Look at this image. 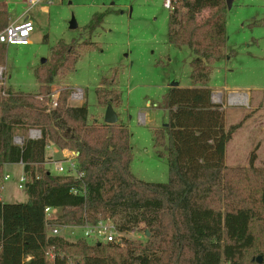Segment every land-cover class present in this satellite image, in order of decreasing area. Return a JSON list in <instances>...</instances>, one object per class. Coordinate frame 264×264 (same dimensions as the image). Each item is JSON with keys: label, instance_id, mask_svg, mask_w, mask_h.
<instances>
[{"label": "trees", "instance_id": "obj_1", "mask_svg": "<svg viewBox=\"0 0 264 264\" xmlns=\"http://www.w3.org/2000/svg\"><path fill=\"white\" fill-rule=\"evenodd\" d=\"M171 1L167 42L193 53L194 85L169 86L166 125L152 130L153 144L167 160L166 182L132 173L130 133L122 121L89 123L85 101L68 103V87L50 107L56 77L72 72L79 49L96 48L94 42L58 40L50 60L35 69L36 94L0 85V182L3 166L19 162L29 179L26 201L0 199V264H47L49 251L55 264H264V167L254 165L255 152L247 166L224 163L226 143L238 124L225 127L223 109L211 102L208 86L211 66L225 57L226 1ZM104 16L94 13L85 29L95 30ZM8 22L7 11L0 10V31ZM251 24L264 26V17ZM5 56L6 45L0 43V64ZM116 77L113 70L100 79L99 104H121ZM30 128L40 137L14 145L13 136ZM51 144L77 153L78 177L43 167ZM48 206L60 212L49 226ZM98 220H110L123 234L139 226L148 234L144 241L124 235L116 243L49 233L50 226Z\"/></svg>", "mask_w": 264, "mask_h": 264}, {"label": "rangeland", "instance_id": "obj_2", "mask_svg": "<svg viewBox=\"0 0 264 264\" xmlns=\"http://www.w3.org/2000/svg\"><path fill=\"white\" fill-rule=\"evenodd\" d=\"M26 7V0H0V10L7 9L10 19L27 13L34 24L28 44L6 46L2 64L7 71L6 89L36 94L35 69L43 64L42 59L50 60V50L58 40L66 43L76 40L77 44L94 42L96 48L79 49L75 69L56 77L51 93L59 95L60 89L66 87L83 89L88 122L104 123L106 106L97 102L95 88L102 77L108 78L116 70L115 86L121 91L122 102L113 108L130 133L131 171L144 181L166 182L167 160L164 154H158L162 149L154 146L152 130L166 124L169 86L174 83L182 87L194 85L190 78L193 53L187 46L167 42L170 8L163 5V0H53L48 4L47 13L40 7L26 12ZM97 12H104L105 16L101 24L89 32L85 26ZM72 17L76 28L69 27ZM263 17L264 0H232L226 16L225 57L210 70L208 86L212 92L219 91L223 95L221 108L225 127L238 124L226 143L224 163L227 166H247L250 154L255 152L254 165L264 167V26L251 24ZM230 91L246 92L247 103L230 104L227 98ZM68 103L81 104L69 97ZM28 131L21 129L18 133L27 138ZM62 159V152L51 144L45 149L43 167L58 174L54 163ZM62 164L66 167V163ZM22 170L23 166L18 164L3 166L0 182L3 201L27 200L26 190L17 188V177ZM4 173H9L11 178L3 181ZM145 233L139 226L124 235L144 241ZM61 235L74 241L81 231L67 228L61 230Z\"/></svg>", "mask_w": 264, "mask_h": 264}, {"label": "built area", "instance_id": "obj_3", "mask_svg": "<svg viewBox=\"0 0 264 264\" xmlns=\"http://www.w3.org/2000/svg\"><path fill=\"white\" fill-rule=\"evenodd\" d=\"M52 3V0H26V6L27 10L32 9L36 5L40 4H50ZM163 5L166 8H171V0H163ZM24 13V15L19 18L15 19L7 24L6 27H4L0 31V43L8 45H26L30 42V36L31 33L34 30V24L31 18H29V15ZM6 67L0 64V85L6 88ZM228 101L230 104L235 105H245L247 103V96L246 92H237V91H230L227 93ZM241 95V97L237 96ZM51 99H50V107L54 108L56 106L57 97L58 94L56 93H50ZM246 97V102L243 100V97ZM41 98V96H39ZM231 97H234L233 101H231ZM69 98L71 101L76 103H81L84 100V90L76 87L70 89L69 92ZM211 102L214 104L221 105L223 102V95L219 91H213L211 93ZM40 137V131L37 129H29L27 138L31 139H37ZM26 137L15 134L12 138V142L14 145L22 146L25 142ZM50 148V145L47 146ZM60 152H62L63 159L54 163V169L58 174H65L69 176L78 177V163H77V153L72 150L67 149H61L59 148ZM66 163V167L63 166L62 163ZM18 164L22 165L21 162ZM11 178L9 173L3 174V181H7ZM38 178V176H37ZM28 176L27 174L22 170L19 176L17 177V188L19 189H26V183L28 182ZM74 194L80 193L79 190L74 189ZM57 208L54 207H45L44 208V217L45 221L47 222L48 226L50 225V220H52L56 216ZM49 233L54 235H61L62 229L71 228L73 229H79L81 231V235L79 238H85L90 241H103V242H116L120 243L122 240V237L124 236L123 233H120L115 225L110 220H98L96 222L92 223H84L81 225H74V224H65V225H55L50 226ZM55 254L52 252L47 253V264H55L54 263Z\"/></svg>", "mask_w": 264, "mask_h": 264}, {"label": "water", "instance_id": "obj_4", "mask_svg": "<svg viewBox=\"0 0 264 264\" xmlns=\"http://www.w3.org/2000/svg\"><path fill=\"white\" fill-rule=\"evenodd\" d=\"M225 1H226L227 8L229 9L231 7L232 0H225ZM69 27L70 28H76L77 27V23H76L74 17L71 18L70 23H69ZM44 62H45V59H42V63H44ZM171 86H177V84L174 83ZM117 120H118V116H117L116 111L114 110V108H113V106L111 104H108L106 106L105 113H104V118H103L104 123H106V124H114V123L117 122ZM145 234L147 235L148 232L146 231ZM256 261H257V263H261L262 262L261 257L258 256Z\"/></svg>", "mask_w": 264, "mask_h": 264}, {"label": "crops", "instance_id": "obj_5", "mask_svg": "<svg viewBox=\"0 0 264 264\" xmlns=\"http://www.w3.org/2000/svg\"><path fill=\"white\" fill-rule=\"evenodd\" d=\"M53 1V0H52ZM34 7H40L41 9H42V11L44 12V13H47L48 12V4H40V5H36V6H34ZM33 7V8H34ZM32 8V9H33ZM2 10H5V11H7V9H2ZM27 10V7H26V9H25V11ZM31 10V9H30ZM27 14V13H26ZM25 14V15H26ZM24 15V14H23ZM10 19V18H9ZM16 19H19V17H17ZM11 21H13L12 19H10L9 20V22H11ZM34 31V30H33ZM18 163H13V164H8V165H12V166H14V165H17ZM18 165H20V164H18ZM21 166V165H20ZM22 168V167H21ZM4 187V186H3ZM2 192H0V199L3 201V199H2V194H1Z\"/></svg>", "mask_w": 264, "mask_h": 264}, {"label": "bare ground", "instance_id": "obj_6", "mask_svg": "<svg viewBox=\"0 0 264 264\" xmlns=\"http://www.w3.org/2000/svg\"><path fill=\"white\" fill-rule=\"evenodd\" d=\"M238 97L240 96L241 97V95H237ZM233 99H234V97H231V101H233ZM243 100H245V98L243 97ZM246 102V101H245Z\"/></svg>", "mask_w": 264, "mask_h": 264}]
</instances>
